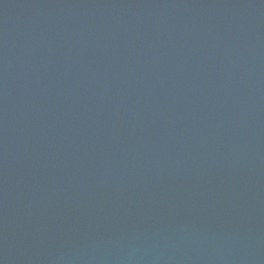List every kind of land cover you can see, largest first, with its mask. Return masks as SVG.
<instances>
[{"label": "water", "instance_id": "1", "mask_svg": "<svg viewBox=\"0 0 264 264\" xmlns=\"http://www.w3.org/2000/svg\"><path fill=\"white\" fill-rule=\"evenodd\" d=\"M0 264H264V0H0Z\"/></svg>", "mask_w": 264, "mask_h": 264}]
</instances>
